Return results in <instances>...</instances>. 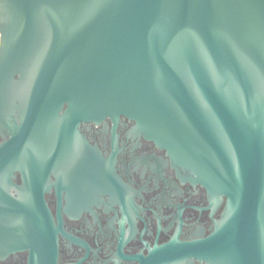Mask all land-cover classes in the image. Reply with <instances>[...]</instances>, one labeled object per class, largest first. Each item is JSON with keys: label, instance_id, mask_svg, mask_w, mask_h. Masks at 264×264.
<instances>
[{"label": "water", "instance_id": "1", "mask_svg": "<svg viewBox=\"0 0 264 264\" xmlns=\"http://www.w3.org/2000/svg\"><path fill=\"white\" fill-rule=\"evenodd\" d=\"M122 117L227 197L209 258L264 264V0H0V261L59 264L46 194Z\"/></svg>", "mask_w": 264, "mask_h": 264}, {"label": "flooded vegetation", "instance_id": "2", "mask_svg": "<svg viewBox=\"0 0 264 264\" xmlns=\"http://www.w3.org/2000/svg\"><path fill=\"white\" fill-rule=\"evenodd\" d=\"M134 127L126 117L80 125L74 174L46 194L59 264H222L208 253L227 197L182 178Z\"/></svg>", "mask_w": 264, "mask_h": 264}]
</instances>
